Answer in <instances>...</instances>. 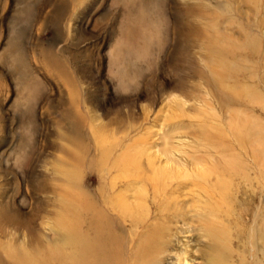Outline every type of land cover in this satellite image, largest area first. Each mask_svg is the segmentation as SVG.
Returning a JSON list of instances; mask_svg holds the SVG:
<instances>
[{
	"label": "rangeland",
	"instance_id": "374dc122",
	"mask_svg": "<svg viewBox=\"0 0 264 264\" xmlns=\"http://www.w3.org/2000/svg\"><path fill=\"white\" fill-rule=\"evenodd\" d=\"M228 38L234 48L255 44L243 60L255 76L244 79L264 98V0H0V264L12 249L54 245L66 197L82 186L96 195L116 172L99 169L101 149L140 150L147 167L166 164V149L180 157L195 145L217 123L204 114L215 106L204 59L211 42ZM255 108L264 117V105ZM245 171L222 217L227 262L264 264L258 224L249 243L264 178L250 164ZM175 181L159 264H207L198 189L188 177ZM150 211L149 220L153 202Z\"/></svg>",
	"mask_w": 264,
	"mask_h": 264
},
{
	"label": "bare ground",
	"instance_id": "6f19581e",
	"mask_svg": "<svg viewBox=\"0 0 264 264\" xmlns=\"http://www.w3.org/2000/svg\"><path fill=\"white\" fill-rule=\"evenodd\" d=\"M210 44L213 54L203 58L205 82L214 105L227 112L225 119L218 120L215 106L205 110L206 117L217 123L205 124L195 135V145L181 149L180 157L174 156V148L166 149L167 163L161 166L153 161L143 166L142 151L128 152L127 145L114 156L117 144L101 149L99 169H115V174L100 184L96 195L82 186L77 197H66L58 226L60 236L54 245L12 249L8 254L10 264H159L162 248L158 236L165 232L161 218L165 214L161 213H171L175 201L169 189L182 177H188L197 187L202 202L198 221L203 236L209 239L204 250L207 264H229L226 250L231 246V235L222 217L238 200L236 180L240 175L245 177L249 164L260 179L264 178V117L255 112L256 105H264V98L254 82L244 79L255 76L252 66L243 61L249 53L253 55L255 44L246 41L236 43L234 48L230 38L222 45ZM247 70L248 76L244 74ZM150 201L156 208L155 221L149 220ZM259 212H255L249 227L252 249L256 246L257 224L261 227L259 238L264 239V213Z\"/></svg>",
	"mask_w": 264,
	"mask_h": 264
}]
</instances>
